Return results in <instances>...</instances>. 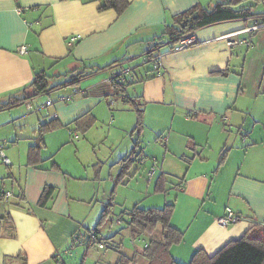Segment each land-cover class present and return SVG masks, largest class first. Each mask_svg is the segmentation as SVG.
I'll list each match as a JSON object with an SVG mask.
<instances>
[{"label":"crops","instance_id":"obj_1","mask_svg":"<svg viewBox=\"0 0 264 264\" xmlns=\"http://www.w3.org/2000/svg\"><path fill=\"white\" fill-rule=\"evenodd\" d=\"M209 1L218 0H129L118 15L113 9L99 10L102 0H0V104L41 71L57 75L85 65L106 66L89 71L77 83L80 93L72 101L54 98L44 105L37 95L0 109V142L5 143L10 160L6 166L11 167L13 160L21 165L0 180V186L10 182L7 191L11 192L8 198H0V264H67L73 251L80 245L86 247L92 231L85 219L100 217L115 191L117 197L119 184H114L107 198L95 167L116 163L137 139L134 133L123 156L120 153L126 146L116 152L118 145L111 140V133L127 127L120 102L130 106L110 81L119 72L132 74L133 82L123 94L140 96L144 109L135 162L150 166L154 161V178L160 172L167 174L165 199L154 205L173 202L171 223L185 233L182 242L171 247L172 256L184 263L197 249L213 254L253 224H264V27L246 30L257 15H264V0H242L237 5L250 6L254 16L191 31L194 40L185 49L173 51L166 40L150 52L155 37L173 15ZM71 36L77 37L73 43L68 42ZM157 54L162 65L154 69L150 58ZM225 68L226 76L209 74ZM60 82L49 81V86ZM54 93L59 97L68 94L66 89ZM26 94L31 95L30 90ZM27 103L32 110L27 111ZM86 112L93 114L95 123L82 134L72 122ZM51 119L62 126L43 134L40 162L29 164L28 149L36 143L38 126ZM18 123L20 132L16 131ZM22 124H30V134H22ZM75 133L77 138H73ZM189 140L193 149L188 148ZM104 143L110 152L102 159ZM223 150L227 155L219 164ZM172 165L183 175L170 185L167 169ZM47 185L56 190L49 204L39 207ZM151 196L155 195L147 200H161ZM133 197L132 206L140 205ZM132 206L117 213V224L127 223ZM227 207L239 219L224 227L218 218ZM20 254L24 262L15 258ZM135 264H146V260L137 255Z\"/></svg>","mask_w":264,"mask_h":264},{"label":"trees","instance_id":"obj_2","mask_svg":"<svg viewBox=\"0 0 264 264\" xmlns=\"http://www.w3.org/2000/svg\"><path fill=\"white\" fill-rule=\"evenodd\" d=\"M240 2H242V0L236 2L232 0H218L209 1L205 5L195 4L183 12L173 15L169 23L164 26L162 35L167 37V41L169 43H174L180 36L190 33L195 29L221 21L246 19L247 17L255 15L251 12L250 6H237ZM128 5L129 0H102V4H100L98 8L99 10L113 9L116 14L120 15L128 7ZM193 13H196L197 17L187 22L184 26H181V23L189 18ZM260 16L257 15L254 19H259ZM164 43L166 42H155V45L150 48V52L153 47H159ZM105 67H83L80 69H74L69 72V78H67L66 81L51 87L49 86L50 75L41 71L33 76L28 85L10 93L6 101L0 104V109L12 107L24 100H28V98L44 94L49 90H57L63 87L75 85L84 76H86L89 71L100 70ZM228 72V69L225 68L213 70L209 72V74L214 76H226L228 75ZM120 74H122V77L125 78V81H122ZM131 75L132 74L124 75L119 72V75H117L116 78L112 79L111 77L110 79L114 85L116 94L122 95V99L130 104L135 113V124L130 130V133L131 135L134 133L137 134V139L133 143L129 153L116 162V164L120 165V170L115 184L123 182L131 166L136 161V158L138 157L136 154L138 146L137 140L144 127V109L142 107L141 97L125 96L123 94L125 92V87L133 82ZM116 79L118 80L116 81ZM146 79H148V77ZM140 81H142V79ZM26 90H30L31 95H27ZM72 123L76 131L84 134L95 123V117L91 112H86L77 117ZM61 126L62 124L58 122L57 119H51L39 124L36 131V143L28 149L29 164L35 165L40 162V150L44 146L42 139L43 134ZM165 140L166 139L163 137L162 143H164ZM193 146L194 145L189 140L188 148L193 149ZM226 155L227 150H223L220 154L219 164L224 162ZM52 167L54 169H58V167H55L54 165ZM181 182L182 179H180L179 184H181ZM167 183V174L165 172H160L155 178L153 192L164 194L167 192ZM55 190V187L48 185L45 186L41 192L37 205L39 207H46L52 200ZM110 205L111 204H107L101 211L98 222L87 239L82 259L86 256L88 248L94 241L104 247V244L100 241V239H98L99 227L102 226L111 215ZM26 209L29 210L30 207L27 206ZM174 211L175 207L172 202L165 203L162 206L143 207L139 204L132 206L127 213V226L130 237L132 239H136L138 235H148L149 239L145 243V246L141 250L135 251L131 257L121 254L117 264H135L137 255H141L145 258L146 264H182L172 256L170 251L173 245H177L182 242L185 234L184 230L175 227L171 223ZM10 236L14 237V233H11ZM15 258H20L22 262L25 260V256L21 254L16 255ZM82 259L80 264H82ZM187 264H264V224H253L244 235L237 239L228 241L213 254H207L204 250L197 249L194 251Z\"/></svg>","mask_w":264,"mask_h":264},{"label":"rangeland","instance_id":"obj_3","mask_svg":"<svg viewBox=\"0 0 264 264\" xmlns=\"http://www.w3.org/2000/svg\"><path fill=\"white\" fill-rule=\"evenodd\" d=\"M260 11V10H258ZM247 29V28H246ZM156 40L155 42H159V41H163V42H167V37L165 35L162 36L161 33H158V35L155 37ZM87 65H85L84 67H86ZM69 73V72H68ZM67 74L61 73V74H57V75H52L50 74V83L53 80H57L60 79L62 80V82L67 80ZM66 75V76H65ZM60 82V83H62ZM79 84V83H78ZM78 84L72 85V86H67V87H63L60 90L66 89V91L68 92V94L66 93V95H63V97H59L61 95H56L54 92L57 90H53L50 95H39L37 96V100L38 101H43V103L46 102V98L48 97V99H50L51 101L55 100L54 98H56V100L58 101H72L77 95H79L80 90L78 88ZM70 90V91H69ZM75 90H77L76 92H74ZM128 93L130 94V89L128 90ZM71 94L70 99H67L66 97L68 95ZM122 103L123 107H124V125L127 126L124 130H120L117 132H113L110 134L111 136V140L113 141V143H115V145H118V149L116 152H118L121 147L126 146V149L123 150L120 154L121 156H123L125 154V151L127 149H129V147L131 146L133 140L135 139V134L131 135L130 133V129L132 127L131 123L133 121L134 118V114L133 111L131 110V107L128 104H124V102H120ZM32 116H36L35 113L32 114ZM19 126H21V123H18L16 125L17 128V132H20L18 130ZM23 127V131L22 134L26 135V134H30V124H22ZM77 134V133H76ZM78 135V134H77ZM110 140V139H109ZM104 147V151H103V147L101 148V157L99 158H105L109 155V148L106 145V143H104L102 145ZM6 154L9 156V153L7 151V149H5ZM151 164V163H150ZM118 164L116 163H111V162H107L105 164H101L99 163V166L95 167L97 174L100 173V179H98L101 188H103L105 190L106 193V197L108 198L111 191L114 190V184L116 182L118 173H119V166H117ZM20 163L18 161H12V166H6L2 163H0V180H1V176L2 175H9V174H14L15 172H17L18 168L20 167ZM115 167V168H113ZM149 165L147 163L140 165L137 162H134L133 166L131 167V169L129 170V174L130 176L128 177V181L124 182L125 183H116L119 184L117 187V197L115 198V194L116 191L114 193L113 191V200L111 201V204L113 202V205L115 204V209H114V213L111 214L107 220L105 221V223L100 226L99 228V236L98 239H100V241L104 244V247H99L98 242H93L90 247L87 250V254H86V259L83 262V264H117V259H118V255L119 254H125L130 256L132 251H139L140 248H143L144 244L147 242V240L149 239L148 235H138L136 237V239H132L128 233V229H127V223L126 222H122V224H120L118 221L119 218V211L124 209L125 207L129 208L130 206H132L133 202H134V197L133 195L135 194V198H137V202H140V205L143 207L146 206H160V205H154V204H162V200L165 199L164 194H153V181H154V176L147 178L148 176L146 174H148V170H149ZM113 168V169H112ZM137 169V170H136ZM168 171V176L170 178V185L171 183L177 182L179 180V178L182 177V175L180 174V172L175 171V165H172V167L170 169H167ZM180 174V175H179ZM5 178V177H4ZM148 180V182H147ZM150 180V181H149ZM1 183V182H0ZM10 186V182H6L5 186H0V188H4V189H0V191H7L9 190ZM173 187V186H172ZM10 191V190H9ZM176 191V190H175ZM173 192H171L172 194ZM155 195V196H151L154 197L155 199H161L160 201H150L147 200V198L149 197V195ZM145 197V199H143ZM143 200H145L143 202ZM108 201V199H107ZM101 202V201H100ZM107 203V202H106ZM168 203V202H166ZM173 203V202H172ZM101 204L103 205L104 203L101 202ZM164 204V203H163ZM174 204V203H173ZM224 215V214H223ZM97 216V215H96ZM95 215H90V217L85 219V226L88 227V229L90 231H92L97 222H98V217H96ZM239 218L237 217V220ZM146 241V242H145ZM84 245H80L75 251H73V255L69 256L68 260H67V264H80V258L82 255V251L84 249ZM118 250H120L122 253H118ZM131 257V256H130ZM141 259V258H139ZM116 261V262H115ZM190 261V259H188L186 262L182 263V264H187ZM140 262V261H139Z\"/></svg>","mask_w":264,"mask_h":264},{"label":"built area","instance_id":"obj_4","mask_svg":"<svg viewBox=\"0 0 264 264\" xmlns=\"http://www.w3.org/2000/svg\"><path fill=\"white\" fill-rule=\"evenodd\" d=\"M260 27H264V15L260 16L259 19H254V23L251 27H248L246 30L247 31H253L257 28H260ZM77 40V37L76 36H71L68 40V42L70 43H73ZM193 40H194V36H193V33L190 32V33H187L185 35H182L180 36L174 43H172L171 45V48L173 51H179V50H182V49H185L186 47H188L189 45H191L193 43ZM231 43V41H230ZM235 43V42H234ZM246 44L249 43V40H246L245 41ZM20 52H24V47H20L19 49ZM150 61L152 62V66L154 69H158L161 65H162V60H161V55L160 54H157V55H154L153 57L150 58ZM119 75L118 74H114L112 76V79L116 78V76ZM121 78H122V81H125V78L122 77V74H120ZM118 79H116L117 81ZM129 82V81H128ZM77 90H75L74 92H76ZM71 97V94L68 95L66 98L67 99H70ZM52 101L50 99L46 100L45 104L44 105H49L51 104ZM26 109L27 111H30L33 109L32 105H30L29 103L26 104ZM78 135L75 133L73 134V138H77ZM4 145L5 143L3 142H0V160L3 164L5 165H9L10 164V160L9 158L6 156L5 152H4ZM155 170H156V165H155V162L152 161L151 164H150V167H149V170H148V177H151L154 173H155ZM9 196H11V192L9 191H0V198H8ZM237 221V216L234 214V212L232 211L231 208L227 207L225 209V212H224V215H222L221 217L218 218V223L221 225V226H227V225H230V224H233ZM99 247H103L101 244Z\"/></svg>","mask_w":264,"mask_h":264},{"label":"water","instance_id":"obj_5","mask_svg":"<svg viewBox=\"0 0 264 264\" xmlns=\"http://www.w3.org/2000/svg\"><path fill=\"white\" fill-rule=\"evenodd\" d=\"M197 17L196 13H193L189 18H187L185 21L181 23V26H184L187 22L191 21L192 19H195Z\"/></svg>","mask_w":264,"mask_h":264},{"label":"bare ground","instance_id":"obj_6","mask_svg":"<svg viewBox=\"0 0 264 264\" xmlns=\"http://www.w3.org/2000/svg\"><path fill=\"white\" fill-rule=\"evenodd\" d=\"M221 217V216H220ZM224 227H226V226H224ZM100 246V245H99Z\"/></svg>","mask_w":264,"mask_h":264}]
</instances>
